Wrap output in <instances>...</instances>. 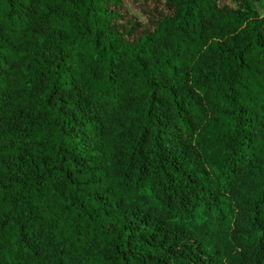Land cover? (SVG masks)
I'll list each match as a JSON object with an SVG mask.
<instances>
[{"label":"trees","instance_id":"obj_1","mask_svg":"<svg viewBox=\"0 0 264 264\" xmlns=\"http://www.w3.org/2000/svg\"><path fill=\"white\" fill-rule=\"evenodd\" d=\"M263 0H0V264H264Z\"/></svg>","mask_w":264,"mask_h":264},{"label":"rangeland","instance_id":"obj_2","mask_svg":"<svg viewBox=\"0 0 264 264\" xmlns=\"http://www.w3.org/2000/svg\"><path fill=\"white\" fill-rule=\"evenodd\" d=\"M262 2H264V0Z\"/></svg>","mask_w":264,"mask_h":264}]
</instances>
